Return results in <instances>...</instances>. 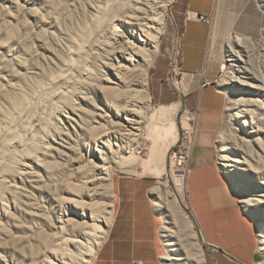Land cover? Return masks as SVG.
<instances>
[{
	"label": "rangeland",
	"instance_id": "rangeland-1",
	"mask_svg": "<svg viewBox=\"0 0 264 264\" xmlns=\"http://www.w3.org/2000/svg\"><path fill=\"white\" fill-rule=\"evenodd\" d=\"M179 1L169 0L164 15L163 34L159 38V53L154 65L148 70L152 110L159 105L181 101L177 91L180 81L177 70L184 6L179 4ZM113 3L115 0L109 2L108 11L111 10ZM106 9L105 0H0V135L5 132L4 136L1 135L5 137L7 132V135L11 136L9 140L13 142L9 150L14 154V168L30 167L34 173L35 178H32L31 182L23 180L18 184V192L22 194L21 196H26L24 208L27 200L32 203V207L45 205L50 191L48 186L51 185L50 181L53 177L62 174L65 180L73 181L78 163L86 162L85 143L91 137L94 126L87 124V120L95 111L94 107L103 108L98 100L99 96L93 92L100 95V88L107 85L109 78V76L106 78L103 69L98 65V57L92 52L97 47L91 45L89 38L94 32L93 27L96 25L94 20L99 16L98 12ZM206 19L210 27V35L206 47L205 66L209 77L224 93L227 103L228 100L237 98L221 85L227 51L232 40L247 38L256 47L255 55L262 54L264 4L262 0H215L210 16ZM261 64L264 66L263 60ZM56 77L62 79L49 84L50 80ZM188 91L189 88L185 87V93ZM48 92L52 93L51 97H47ZM63 94H68V98L63 97ZM183 110L185 109L179 110L175 118L176 133L173 137L165 139L162 136L163 139L160 136L152 140L148 138V132L145 130L133 149V155L137 160L135 165L113 164L110 170L111 187L107 190L110 191L111 196L109 201L111 211L114 203L112 185L116 176L151 177L153 180L151 198L161 222L160 235L168 218V208L161 203L156 204L159 202L156 190L160 185H166L171 192L179 195L185 213L193 219L186 205V194L185 203L184 195L180 193L178 187V178L184 177L176 176L178 173L176 170L169 171L167 157L168 150L177 140L180 122H183ZM239 132L238 121L225 109L223 127L219 135L232 134L240 137ZM252 139H248L250 143ZM44 143L47 152L42 155L40 151L35 150V147ZM218 145L215 142L217 164L222 175L237 192L240 203L252 195L253 189V197L261 187L264 191L262 184L255 188L238 187L235 183L238 178L224 172L220 161L222 153ZM152 146L165 150V159L163 158L165 172L159 178L145 174L146 171L144 172L143 169V165L149 160ZM24 149H29L27 151L30 152ZM7 177L12 180L10 175ZM252 179L260 181L255 177ZM15 180L20 182L16 178ZM77 188L82 191L80 183ZM59 196H62V190L58 192L57 199ZM240 205L257 227L261 218L264 219V209L257 211L258 209L251 207L246 210L243 203ZM14 207V204H9V213L7 217H3L0 227V264H22L24 259L23 257L21 259V240L24 236L17 245L15 235L21 234L23 230L27 231L34 225L24 214H20L18 205L19 214ZM178 215L177 222L186 252L191 258V264H198L200 256L204 254L203 242L193 238V231L189 226L190 220ZM14 216H16L15 222ZM103 219L106 222L103 224L105 234L102 239H98L101 244L96 253L107 236L111 216L108 215ZM16 224L19 228L15 227ZM194 230L197 231V228ZM257 240V264H259L264 262V254L259 243L258 227ZM161 241L164 251L160 260L163 264H171L170 260H164L168 256V250L162 236ZM22 244L27 245L24 241Z\"/></svg>",
	"mask_w": 264,
	"mask_h": 264
},
{
	"label": "bare ground",
	"instance_id": "bare-ground-1",
	"mask_svg": "<svg viewBox=\"0 0 264 264\" xmlns=\"http://www.w3.org/2000/svg\"><path fill=\"white\" fill-rule=\"evenodd\" d=\"M111 1L105 0L107 9L98 12L100 17L94 20L96 25L89 38L91 45L97 47L92 52L98 57V65L106 78L109 76L107 85L100 88V95L93 92L99 96L103 108L94 107L95 111L88 117L87 124L94 126L91 137L85 143L87 158L85 164L78 163L73 181L65 180L62 174L55 175L48 186L50 191L45 205L32 207L27 200L24 208L26 196L18 192V184L23 180L31 182L35 178L34 173L30 167L14 168V154L9 150L13 142L9 140L11 136L7 132L5 137L1 136L5 132L0 135V227L3 217L9 213L10 203L15 205L17 214L18 205L20 214L34 223L21 234L16 231L17 245L24 236L21 240L22 264H90L101 244L98 239L105 234L103 224L106 222L103 218L112 215L109 209L111 196L107 190L111 187L112 165H135L137 160L133 149L145 130L152 140L160 136L167 139L176 133L175 118L179 113V103L159 105L152 110L148 74L159 53V38L163 34L169 0H115L108 11ZM255 48L250 39L232 40L221 79L225 90L237 97L228 100L226 109L238 121L240 137L219 135L220 161L225 173L239 179L235 183L241 189L264 185V66L261 64L264 47L262 54L258 55H255ZM61 79L52 78L49 84ZM46 94L47 97L52 96L51 92ZM63 97L68 98V94H63ZM64 101L67 102L66 99ZM183 120L185 124L186 119ZM250 138L254 139L251 143ZM155 147L150 148L151 154L143 169L145 174L159 178L165 172V150ZM35 148L42 155L47 152L45 143ZM252 177L260 181H254ZM78 183L82 191L78 190ZM178 183L186 203L184 178L179 177ZM61 190L62 196L58 200L56 196ZM156 191L159 200L156 204L161 203L168 208L161 236L170 258L165 257L164 260H170L171 264H191L177 222L178 214L190 220L192 236L201 242L199 232L194 230L196 225L185 213L177 193L171 192L166 185H160ZM253 192L241 202L244 209H264L263 188L254 193L255 197ZM15 219L16 216L13 217L14 222ZM257 227L264 254L263 218ZM22 241L27 245L24 246ZM198 264H204L203 256H200Z\"/></svg>",
	"mask_w": 264,
	"mask_h": 264
},
{
	"label": "crops",
	"instance_id": "crops-1",
	"mask_svg": "<svg viewBox=\"0 0 264 264\" xmlns=\"http://www.w3.org/2000/svg\"><path fill=\"white\" fill-rule=\"evenodd\" d=\"M214 1H179L184 6L177 70L179 110L194 111L186 200L203 242L204 264H257V227L245 214L237 192L216 161L215 142L223 127L226 99L205 66L210 35L206 18ZM185 87L189 88L187 93ZM179 175L185 181L178 171L176 176ZM152 190L151 177L124 175L113 179L114 203L108 233L90 264H163L159 234L162 227Z\"/></svg>",
	"mask_w": 264,
	"mask_h": 264
},
{
	"label": "built area",
	"instance_id": "built-area-1",
	"mask_svg": "<svg viewBox=\"0 0 264 264\" xmlns=\"http://www.w3.org/2000/svg\"><path fill=\"white\" fill-rule=\"evenodd\" d=\"M186 123L184 124V120ZM182 120L180 122V131L176 142L170 147L167 152L169 161V171L174 169L180 171L185 176V182L189 173V160L191 150L194 144V129L192 122L194 120V111L185 109L182 112ZM184 124V125H182Z\"/></svg>",
	"mask_w": 264,
	"mask_h": 264
},
{
	"label": "water",
	"instance_id": "water-1",
	"mask_svg": "<svg viewBox=\"0 0 264 264\" xmlns=\"http://www.w3.org/2000/svg\"><path fill=\"white\" fill-rule=\"evenodd\" d=\"M198 18H201V15H197Z\"/></svg>",
	"mask_w": 264,
	"mask_h": 264
}]
</instances>
